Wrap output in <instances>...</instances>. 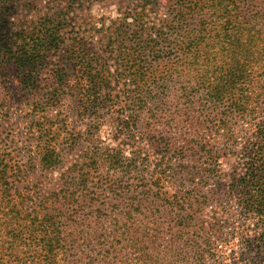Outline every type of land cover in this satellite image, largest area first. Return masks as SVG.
<instances>
[{
	"label": "trees",
	"instance_id": "16d2710c",
	"mask_svg": "<svg viewBox=\"0 0 264 264\" xmlns=\"http://www.w3.org/2000/svg\"><path fill=\"white\" fill-rule=\"evenodd\" d=\"M96 3L118 16L86 14ZM262 3L0 0V66L42 112L78 94L111 138L102 120L66 135L43 121L22 156L0 151V264H210L232 197L261 250Z\"/></svg>",
	"mask_w": 264,
	"mask_h": 264
},
{
	"label": "rangeland",
	"instance_id": "374dc122",
	"mask_svg": "<svg viewBox=\"0 0 264 264\" xmlns=\"http://www.w3.org/2000/svg\"><path fill=\"white\" fill-rule=\"evenodd\" d=\"M262 6L264 7V0ZM89 13L97 19L118 16L114 4L96 3L86 12V14ZM16 76L17 74L13 65L5 63L4 67L0 66V151H11L13 155H17V158L18 156H22L24 151L28 149V145L32 147L33 144L39 143L40 138L37 132L39 125L36 122L43 121L51 124V128L53 126L54 128L61 126L63 134L66 135L70 134V132L83 133L88 123L102 120L104 122L99 133L105 141L111 143V138L107 136V124L110 123L106 119L104 120L103 117L99 119V116H90L88 113L81 114L82 108L79 107V97L81 96L72 94L71 92L63 94L60 101L54 106L56 108H46V111L42 112L41 108L33 106L37 95L24 88ZM77 91L75 89V92ZM37 119L40 121H37ZM29 127L32 132L34 131L33 133L29 132ZM236 127L239 136L237 137L238 142L241 143L249 126L245 120H242ZM83 144L86 145V140L76 142L74 145L76 150H73V153H78ZM36 176L37 174L34 172L28 180L30 182L35 181ZM51 176L49 175L47 178ZM205 190L210 194L212 192L215 194L221 193L214 178L207 180ZM224 201L226 202L224 204V212H227L225 217L229 219L230 223L227 231L230 233L229 236L231 235L232 237L229 239L230 242L227 247L219 245L215 260L210 264H264V244L261 245V250H258L254 248V244H247L251 241L245 240L248 238L246 234L242 238L244 234L241 227L247 219L240 215L237 199L234 197L230 199L224 198ZM1 215L2 213L0 212V217ZM247 233H249V230H247ZM2 240L3 237L0 233V241ZM254 242L255 240H252V243ZM18 250L21 252L25 248L19 244Z\"/></svg>",
	"mask_w": 264,
	"mask_h": 264
}]
</instances>
